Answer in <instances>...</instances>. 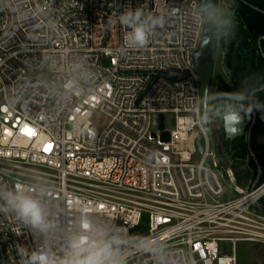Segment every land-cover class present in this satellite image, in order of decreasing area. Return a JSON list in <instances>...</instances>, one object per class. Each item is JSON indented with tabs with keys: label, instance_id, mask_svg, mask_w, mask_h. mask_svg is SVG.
I'll use <instances>...</instances> for the list:
<instances>
[{
	"label": "built area",
	"instance_id": "built-area-1",
	"mask_svg": "<svg viewBox=\"0 0 264 264\" xmlns=\"http://www.w3.org/2000/svg\"><path fill=\"white\" fill-rule=\"evenodd\" d=\"M135 8L165 23L129 50L118 17ZM205 21L200 0H0V190L45 189L54 223L45 235L0 212V264H25L21 248L61 260L81 217L101 213L158 253L126 251L127 264H237V245L264 248V180L229 193L201 124Z\"/></svg>",
	"mask_w": 264,
	"mask_h": 264
},
{
	"label": "clouds",
	"instance_id": "clouds-1",
	"mask_svg": "<svg viewBox=\"0 0 264 264\" xmlns=\"http://www.w3.org/2000/svg\"><path fill=\"white\" fill-rule=\"evenodd\" d=\"M119 24L126 29L122 47L129 50L144 49L150 42V36L157 27H163L162 15L145 14L141 8L129 9L118 17ZM238 102L231 111H225L222 119L239 121L243 116L250 117L253 111L262 113L264 119V95L247 99L244 93L234 96ZM264 187V186H262ZM47 193L43 188H32L17 184L13 189L0 190V212H11L25 224L30 225L41 234H51L54 223L51 208L46 205ZM108 218L102 213L98 217L82 216L80 227L74 229L66 240L64 257L57 261L50 250L28 253L21 248L20 255L25 264H127L125 252L139 250L153 255V245L144 240H132L114 231L108 224ZM115 223V221L113 222ZM119 227L118 224L115 225Z\"/></svg>",
	"mask_w": 264,
	"mask_h": 264
},
{
	"label": "trees",
	"instance_id": "trees-1",
	"mask_svg": "<svg viewBox=\"0 0 264 264\" xmlns=\"http://www.w3.org/2000/svg\"><path fill=\"white\" fill-rule=\"evenodd\" d=\"M233 9L226 37L225 26L221 33L220 48L223 54L222 67L227 72V80L215 77V93L222 101V108H233L238 104L234 96L244 93L248 99L251 92L264 84V0H226ZM264 95V90L252 96ZM255 121L251 129L250 150L254 155L261 171L260 181L264 180V146L255 142L258 135H264V119L262 113L254 111ZM245 130L251 124L250 117L243 116ZM219 155H226L230 159H246L248 150L245 137H223L215 146ZM247 163L253 169V178L256 175V166L252 159ZM260 204L264 205L263 199Z\"/></svg>",
	"mask_w": 264,
	"mask_h": 264
},
{
	"label": "rangeland",
	"instance_id": "rangeland-1",
	"mask_svg": "<svg viewBox=\"0 0 264 264\" xmlns=\"http://www.w3.org/2000/svg\"><path fill=\"white\" fill-rule=\"evenodd\" d=\"M221 0H216V39L213 56V65L211 71V79L207 96V130L206 134L210 142L211 151H216L215 145L218 143V136L222 129V101L218 94L215 93V77L219 76L227 80V72L222 67V53L220 48V38L222 30L225 26L227 9L221 3ZM48 72L45 70L37 76L42 81H47ZM213 110V112H212ZM93 124L102 128L105 121L99 116H94L92 119ZM165 129L170 132L174 129V117L172 115L165 116ZM154 131V129H153ZM216 161L223 177L225 178V170H230L235 178L234 185H230L226 181V189L229 193L233 191V187H237L242 191H247L253 179V169L249 166L245 159H229L219 163L223 158L218 157ZM200 160V154H197L192 159V163L196 164ZM264 202V199H263ZM144 230H134L131 232V239H138L144 236ZM236 260L237 264H264V248L252 244H240L236 247Z\"/></svg>",
	"mask_w": 264,
	"mask_h": 264
},
{
	"label": "water",
	"instance_id": "water-1",
	"mask_svg": "<svg viewBox=\"0 0 264 264\" xmlns=\"http://www.w3.org/2000/svg\"><path fill=\"white\" fill-rule=\"evenodd\" d=\"M200 8L205 17V28L202 36V41L199 47L198 52L194 55V65L195 72L200 76L202 80V101H201V111H200V120L203 127V130L206 132L207 130V96L211 79V71L213 65V56H214V48H215V39H216V0H200ZM264 40V38H261ZM264 90V84L260 87L254 89L249 95L248 99L252 100V96L256 93H259ZM231 111L232 108H225V111ZM161 118V122H162ZM255 121L254 111L252 113V120L249 128L245 130V126L243 123V119L239 121H234L228 119L227 117L223 119L224 129L226 131L227 136H239L243 135L245 137V143L248 150V156L246 157V161L248 158L252 159L256 166V175L251 184V189H253L260 181L261 171L257 165V161L250 150V138H251V129ZM255 142L259 146H264V135H258L255 138ZM196 148L199 153L203 151V139L202 136H199L196 141ZM226 156V155H225ZM221 160V162L228 161L230 158ZM208 163H211L208 160ZM258 208L264 211V205L258 204Z\"/></svg>",
	"mask_w": 264,
	"mask_h": 264
},
{
	"label": "flooded vegetation",
	"instance_id": "flooded-vegetation-1",
	"mask_svg": "<svg viewBox=\"0 0 264 264\" xmlns=\"http://www.w3.org/2000/svg\"><path fill=\"white\" fill-rule=\"evenodd\" d=\"M224 109V108H223ZM224 111V110H223ZM212 112H213V110H212ZM223 137H227V134L225 133V131H224V129H223V127H222V129H221V132H220V136H218V142L223 138Z\"/></svg>",
	"mask_w": 264,
	"mask_h": 264
},
{
	"label": "snow or ice",
	"instance_id": "snow-or-ice-1",
	"mask_svg": "<svg viewBox=\"0 0 264 264\" xmlns=\"http://www.w3.org/2000/svg\"><path fill=\"white\" fill-rule=\"evenodd\" d=\"M51 147H52V145H51V144H49V145H46V146H45V149H44V151H45V152H48V151H50ZM101 207H103V206H101Z\"/></svg>",
	"mask_w": 264,
	"mask_h": 264
},
{
	"label": "crops",
	"instance_id": "crops-1",
	"mask_svg": "<svg viewBox=\"0 0 264 264\" xmlns=\"http://www.w3.org/2000/svg\"><path fill=\"white\" fill-rule=\"evenodd\" d=\"M222 127H223V129H224L223 119H222ZM224 131H225V129H224ZM225 133H226V131H225ZM216 145H217V144H216ZM216 145H215V146H216ZM246 162H247V161H246ZM253 180H254V178L252 179V181H251L250 184H252ZM250 187H251V185H250ZM263 199H264V198H263Z\"/></svg>",
	"mask_w": 264,
	"mask_h": 264
}]
</instances>
